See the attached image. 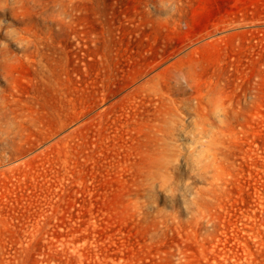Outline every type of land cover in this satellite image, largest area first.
<instances>
[{"label": "rangeland", "instance_id": "1", "mask_svg": "<svg viewBox=\"0 0 264 264\" xmlns=\"http://www.w3.org/2000/svg\"><path fill=\"white\" fill-rule=\"evenodd\" d=\"M0 264H264V0H0Z\"/></svg>", "mask_w": 264, "mask_h": 264}, {"label": "clouds", "instance_id": "2", "mask_svg": "<svg viewBox=\"0 0 264 264\" xmlns=\"http://www.w3.org/2000/svg\"><path fill=\"white\" fill-rule=\"evenodd\" d=\"M6 34L11 35V31H9ZM223 112H224V108H223L222 103H221L220 105H218L216 107L213 115L216 116L217 119H221L222 118V115H223ZM195 149H196V144L190 145V150L195 151Z\"/></svg>", "mask_w": 264, "mask_h": 264}, {"label": "bare ground", "instance_id": "3", "mask_svg": "<svg viewBox=\"0 0 264 264\" xmlns=\"http://www.w3.org/2000/svg\"><path fill=\"white\" fill-rule=\"evenodd\" d=\"M168 151H169V150H168ZM165 152H166V151H165ZM165 152H164V153H165ZM164 153H163V154H164ZM166 154H169V153H166ZM170 155H171V154H170ZM161 157H163L162 160L165 162V156L162 155ZM161 157H160V159H161ZM162 164H163V163H162ZM166 164H167V163H166ZM163 165H164V164H163ZM168 166H169V165H168ZM165 168H166V165H165Z\"/></svg>", "mask_w": 264, "mask_h": 264}]
</instances>
